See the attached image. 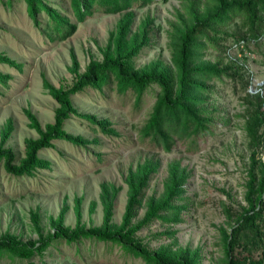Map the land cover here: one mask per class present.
Wrapping results in <instances>:
<instances>
[{
    "label": "rangeland",
    "instance_id": "1",
    "mask_svg": "<svg viewBox=\"0 0 264 264\" xmlns=\"http://www.w3.org/2000/svg\"><path fill=\"white\" fill-rule=\"evenodd\" d=\"M183 1L154 0L133 8V28L145 15L152 17L149 43L134 57L135 66L154 58L171 62L173 46L169 35L175 32V26L182 24L177 10L183 17L186 15ZM46 2L60 17L75 22L74 30L66 37L58 38L53 20L44 11L38 13L39 25H35L23 0H0V52L20 63L18 69L0 62V72L9 75L0 84V143L10 148L17 159L24 155L25 139L38 136L28 125L25 109L41 127L53 119L57 103L43 87V79L55 87L70 86L91 58L101 59L100 48L122 13L106 12L95 4L90 15L77 21L71 0ZM247 32L241 18L234 17L213 33L217 42L205 41L203 57L212 60L221 56L225 60L224 46L235 34ZM251 47L253 72L263 77L264 34ZM208 82L212 86L206 102L213 111L209 131L194 139L174 136L169 150L139 136V128L156 98V84L147 85L137 102L133 90L118 92L113 80L100 88L87 85L71 94L77 110L107 118L117 133H103L94 124L70 114L63 120L64 129L90 139L87 146L52 139L51 146L38 150L40 156L49 160V166L37 168L30 175L11 174L0 160V233L36 239L30 218L32 211L37 212L43 234L52 230L49 217L59 213L62 224L70 227L76 222L84 227L101 226L104 210L101 184L109 192L111 186L115 187L110 223L117 225L126 200L127 185L123 176L127 168H133L146 156H153L159 160L158 166L143 190V200L150 194L163 192L167 165L174 159L188 172L182 197L174 201L182 207L178 208L176 220L155 218L139 229L137 236L149 248L161 244L171 248L187 246L198 251L200 264H223L224 236L236 224L235 217L242 207L248 205L246 196L256 198L257 182L264 174V135L257 144L250 145L243 128L242 96L247 91L241 87L238 77L223 76ZM251 175L253 181L249 184ZM144 209L142 205L135 218L141 217ZM255 222L256 227L239 228L233 253L261 258L264 264V207ZM0 264L144 263L116 243L93 238L67 242L58 238L40 253L27 257L2 252Z\"/></svg>",
    "mask_w": 264,
    "mask_h": 264
},
{
    "label": "trees",
    "instance_id": "2",
    "mask_svg": "<svg viewBox=\"0 0 264 264\" xmlns=\"http://www.w3.org/2000/svg\"><path fill=\"white\" fill-rule=\"evenodd\" d=\"M25 9L33 24L39 25L37 17L44 11L48 19L53 20L54 28L59 39L70 34L75 22L60 17L46 0H23ZM154 0H71L80 21L93 11L95 4L106 12L121 11L115 27L108 33L107 41L100 52L101 59L91 58L84 70L78 73L70 86L62 88L43 79V87L55 99L53 119L40 126L35 116L25 109L28 125L35 129L38 136L25 139L24 155L16 158L10 148L0 143V160L3 168L15 175H30L37 168L49 166V160L38 154L42 147L52 145V139H64L78 146H87L90 139L78 133H71L64 129L63 120L74 114L97 126L101 132L116 134L115 129L105 117H99L92 112L77 110L70 95L84 86L100 88L108 81H114L118 92L131 89L135 92L136 102L142 90L154 83L158 87L152 109L139 128L141 138H149L164 150H169L175 141L174 136L194 139L198 134L209 131L213 121L212 108L207 106V95L211 89L208 82L212 78H239L240 85L245 90L247 79L237 64L224 60L221 56L214 59L203 57L202 49L205 41L217 42L216 33L223 25L230 23L234 17H240L247 28L240 36L255 37L264 34V0H184L183 10L186 15L177 10L182 21L175 26V32L169 36L172 41L171 62L162 58H154L146 63L135 66L134 57L149 40L152 17L145 15L137 27L133 28L134 7L144 6ZM225 34H229L225 32ZM219 48V45L217 46ZM0 62L20 68V63L0 52ZM9 77L0 72V84H4ZM242 101L245 104L243 128L250 140V145L257 144L264 135V115L261 109V99L256 94L244 92ZM9 119L7 120L8 123ZM158 159L146 156L133 168L128 167L123 179L126 182V200L120 221L111 225V203L115 187L111 191L101 184V197L104 201L103 221L101 226L84 227L78 222L73 227L62 224L61 213L50 216L52 230L43 234L38 222L36 211H32L30 218L37 233L36 239H20L14 234L0 233V253L7 252L21 257L40 253L54 239L61 238L67 242L78 241L81 238H93L101 241L116 243L121 249L132 256L140 257L144 264H200L198 251L187 246L171 248L168 244H161L154 248L146 246L137 236V231L148 225L153 219L176 220L178 208L181 204L174 201L182 197L183 184L188 172L177 160H170L167 165V175L164 180L163 192L159 195L150 194L143 200L144 188L147 186L152 173L156 171ZM253 175L249 184H252ZM264 174L257 182L256 198L246 196L248 205L242 207L235 217L236 224L231 225L223 239L225 261L223 264H262L261 258H252L249 254L236 255L233 249L235 236L241 226L256 227L255 219L259 218L264 207ZM144 205L145 209L139 218H135L138 209ZM76 216H79L76 210Z\"/></svg>",
    "mask_w": 264,
    "mask_h": 264
},
{
    "label": "built area",
    "instance_id": "3",
    "mask_svg": "<svg viewBox=\"0 0 264 264\" xmlns=\"http://www.w3.org/2000/svg\"><path fill=\"white\" fill-rule=\"evenodd\" d=\"M263 34L255 37H237L232 38L223 48V56L225 60L231 61L244 70L247 75L246 91L249 94H256L261 99V109L264 115V76L257 77L252 68L253 52L251 45L258 41Z\"/></svg>",
    "mask_w": 264,
    "mask_h": 264
}]
</instances>
